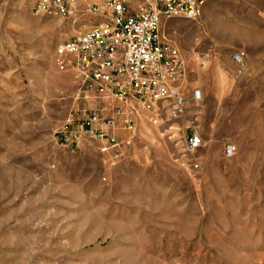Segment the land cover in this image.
I'll return each mask as SVG.
<instances>
[{"label":"rangeland","instance_id":"1","mask_svg":"<svg viewBox=\"0 0 264 264\" xmlns=\"http://www.w3.org/2000/svg\"><path fill=\"white\" fill-rule=\"evenodd\" d=\"M93 2L60 17L0 0V264H264V0L162 26L187 67L177 114L58 70L57 47L100 22ZM94 115L111 136L85 135Z\"/></svg>","mask_w":264,"mask_h":264},{"label":"built area","instance_id":"2","mask_svg":"<svg viewBox=\"0 0 264 264\" xmlns=\"http://www.w3.org/2000/svg\"><path fill=\"white\" fill-rule=\"evenodd\" d=\"M31 1L36 14L67 17L75 6L81 7L82 0ZM84 1H95L84 10L97 14L100 22L57 47L58 70L74 71L85 91L98 100L110 94L120 103L136 100L148 107L170 101L172 112L180 113L186 104L183 81L187 67L177 45L165 39L162 26L175 18L196 19L211 0ZM232 60L241 65L243 55L234 53ZM193 97L201 100L202 92L195 91ZM120 111L116 108L114 113ZM94 121H100L97 115L84 124L89 126L85 135L111 136L102 128L94 129ZM102 124L112 127L114 117L104 118ZM82 133L83 129L76 135L78 141L84 136ZM202 144V138L193 134L188 138L187 148L195 151ZM226 152L232 156L236 147L229 146Z\"/></svg>","mask_w":264,"mask_h":264},{"label":"crops","instance_id":"3","mask_svg":"<svg viewBox=\"0 0 264 264\" xmlns=\"http://www.w3.org/2000/svg\"><path fill=\"white\" fill-rule=\"evenodd\" d=\"M96 18L98 19L99 16L97 17V15H96V16H95V15H89V16L87 17V20H86V21H88L89 24H93V23H95Z\"/></svg>","mask_w":264,"mask_h":264}]
</instances>
